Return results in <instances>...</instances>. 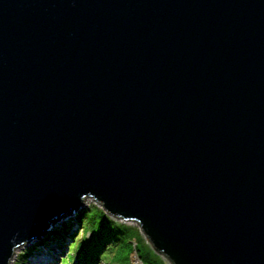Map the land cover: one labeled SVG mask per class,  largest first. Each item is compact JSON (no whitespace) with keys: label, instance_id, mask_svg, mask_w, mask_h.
<instances>
[{"label":"water","instance_id":"95a60500","mask_svg":"<svg viewBox=\"0 0 264 264\" xmlns=\"http://www.w3.org/2000/svg\"><path fill=\"white\" fill-rule=\"evenodd\" d=\"M86 199L264 264V0H0V264Z\"/></svg>","mask_w":264,"mask_h":264},{"label":"trees","instance_id":"16d2710c","mask_svg":"<svg viewBox=\"0 0 264 264\" xmlns=\"http://www.w3.org/2000/svg\"><path fill=\"white\" fill-rule=\"evenodd\" d=\"M75 220L82 230L79 231L80 235L78 236L71 233L72 243L70 247L72 254H69L67 259L63 260L65 264H72L73 261L76 262L75 264H101L102 261L105 262V257H109V254L118 251L123 245L127 247V254L123 259L126 264H130L128 262L129 255L134 251L142 264H166L150 245H147L142 239L137 227L122 224L110 218L95 205L80 210L76 214ZM70 226V223L63 224L62 230L65 234L69 232ZM58 232L59 230H54L47 233V236L37 245L28 249L30 253L25 254L24 258L34 253L36 247L41 246L48 237L57 236ZM86 233H89V237H86ZM88 244L89 247H86L85 245ZM85 248H88V250L82 256H79L78 250L84 251Z\"/></svg>","mask_w":264,"mask_h":264},{"label":"rangeland","instance_id":"374dc122","mask_svg":"<svg viewBox=\"0 0 264 264\" xmlns=\"http://www.w3.org/2000/svg\"><path fill=\"white\" fill-rule=\"evenodd\" d=\"M92 205H95L97 208H100V206H98L96 203H94L91 199H86L84 201V203L81 205V207L78 209V211L75 212V214L73 216H71L70 218H68L65 221H61L59 224L53 226L52 229L49 230V232H52L54 230H59L57 236L52 235V236L48 237L47 240L45 242H43L44 245L42 244L41 246H39V248L35 250V253H32L27 258H24V255L30 253L28 251V249L37 245V243L40 241H38V242L32 241V242L20 247L19 249H17L14 252V255H13L14 258L12 257L9 264H65V261L63 262V260L67 259V256H69V254L70 255L72 254L71 247H70V245L72 243V239L69 235H71V233H74L75 236H78V235H80V232L82 230L81 226H79L77 224V221L75 220V216L80 210L88 208ZM116 221H118L122 224L137 227V225L135 223H125V222L120 221V220H116ZM66 223H70L71 226L69 228V232H67L65 234V232L62 229H63V224H66ZM139 235L146 242V244L149 245L140 231H139ZM46 236L47 235H45L44 237H46ZM86 237H89V233H86ZM85 246L89 247V244L85 245ZM87 250H88V248H85L84 251L78 250L79 256H82L84 254V252ZM54 251H58V254H56L52 263H48V261L46 259L48 258L50 253H52ZM126 254H127V247H125V245H123L121 249H118V251H115L113 254H109V257L108 256L105 257V259H104L105 262L102 261L101 264H126L125 260H123L126 256ZM161 259L163 261H165L166 264H170L166 258L161 257ZM128 262L130 264H142L140 262L139 258L137 257L135 251L129 255ZM75 263L76 262H74V261L72 262V264H75Z\"/></svg>","mask_w":264,"mask_h":264},{"label":"bare ground","instance_id":"6f19581e","mask_svg":"<svg viewBox=\"0 0 264 264\" xmlns=\"http://www.w3.org/2000/svg\"><path fill=\"white\" fill-rule=\"evenodd\" d=\"M70 236V235H69ZM52 247V246H51ZM60 248V247H59ZM51 251V250H50ZM56 254H58V251H54L52 253H50V255L48 256V258L46 259L48 261V263H52L54 260V257L56 256ZM14 258V257H13ZM13 262V261H12Z\"/></svg>","mask_w":264,"mask_h":264}]
</instances>
